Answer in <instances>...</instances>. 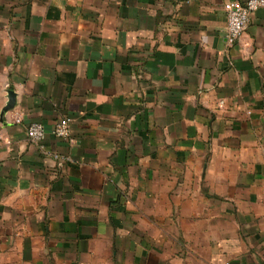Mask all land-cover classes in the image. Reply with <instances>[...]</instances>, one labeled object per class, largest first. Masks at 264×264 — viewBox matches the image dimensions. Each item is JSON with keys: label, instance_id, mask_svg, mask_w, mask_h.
I'll list each match as a JSON object with an SVG mask.
<instances>
[{"label": "crops", "instance_id": "1", "mask_svg": "<svg viewBox=\"0 0 264 264\" xmlns=\"http://www.w3.org/2000/svg\"><path fill=\"white\" fill-rule=\"evenodd\" d=\"M228 1L0 0V264H264V10L229 44Z\"/></svg>", "mask_w": 264, "mask_h": 264}, {"label": "built area", "instance_id": "2", "mask_svg": "<svg viewBox=\"0 0 264 264\" xmlns=\"http://www.w3.org/2000/svg\"><path fill=\"white\" fill-rule=\"evenodd\" d=\"M224 12L226 18V39L229 44L239 42L247 24L250 15L257 9L264 10V0H231L224 4ZM21 117L17 114L15 121L19 122ZM70 118L63 117L57 121L52 133L55 137L68 140L70 143L74 141L71 137ZM45 135L44 127L39 122H32L26 126V136L31 141H39ZM65 157L57 156V162L63 164Z\"/></svg>", "mask_w": 264, "mask_h": 264}]
</instances>
